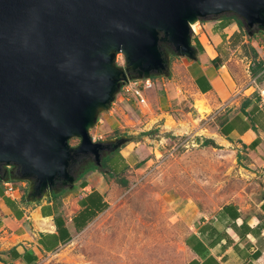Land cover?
<instances>
[{
	"label": "water",
	"instance_id": "95a60500",
	"mask_svg": "<svg viewBox=\"0 0 264 264\" xmlns=\"http://www.w3.org/2000/svg\"><path fill=\"white\" fill-rule=\"evenodd\" d=\"M228 13L264 29V0H0V168L28 180V200L74 187L80 158L100 164L120 147L91 130L127 71L166 72L162 43L196 59L192 25ZM118 52L127 71L114 67Z\"/></svg>",
	"mask_w": 264,
	"mask_h": 264
},
{
	"label": "rangeland",
	"instance_id": "374dc122",
	"mask_svg": "<svg viewBox=\"0 0 264 264\" xmlns=\"http://www.w3.org/2000/svg\"><path fill=\"white\" fill-rule=\"evenodd\" d=\"M228 14L201 19L197 23H207L213 37L217 35L214 40L217 39L219 45L209 38V50L212 54H220L228 63L231 75L244 89L264 69V29L240 27L236 22L222 29V20L230 16ZM161 46L167 54L169 66L163 74L151 76L155 86L145 91L147 104L124 91L126 83L121 82L115 93V104L109 110L98 109L97 116L103 121L97 122L91 130L92 134L102 135L104 141L120 142L119 150L127 146L122 153L128 161H124L128 167L123 173L128 185L117 183L108 197L107 208L98 214L89 228L76 233L74 239L59 251L44 254L39 264H189L194 253L186 244L187 238L198 232L200 220L216 219L224 203L236 202L245 214L257 220L264 193V149L251 152L241 148L242 153H238L232 146L204 145L206 135L211 134L209 131L198 128L196 135L194 131H188L191 130L190 122L196 123L199 117L205 120L212 112L211 107L205 96L197 98L194 94L193 74L187 64L191 58L174 53L165 43ZM116 56L114 67L127 71L124 53L118 52ZM127 74L131 80L135 75L131 70ZM258 83L261 90L264 89V74L258 78ZM252 89L248 93H253L255 88ZM255 92L254 99L264 111V92L263 95L261 91ZM168 94L173 97L168 99ZM119 97L123 101L120 102ZM166 97L167 108L176 119H183V133L171 136L172 141L160 147L157 153L167 154L174 142L186 136L190 144L160 161L156 160L155 153L144 157L138 165L135 151H132L136 138L150 132L148 135L155 140L150 144L156 146L160 143V136L165 134L160 133L161 127L155 126L162 123L157 119V112L161 111L162 98ZM246 100L242 97L236 109L227 110L239 112L240 105ZM201 103L205 112H199ZM169 123L176 126L174 121ZM79 140V137H73L70 144L74 146ZM114 157L113 161L120 163L119 156L114 154ZM85 158H81L80 166L87 162ZM1 168L7 174L11 171L10 179L16 180L14 166ZM74 172L76 175L77 170ZM215 221L218 224L217 219ZM213 252H219V247ZM225 254L228 258L225 264L243 263L232 248ZM253 264H264V252Z\"/></svg>",
	"mask_w": 264,
	"mask_h": 264
},
{
	"label": "crops",
	"instance_id": "0c3cea01",
	"mask_svg": "<svg viewBox=\"0 0 264 264\" xmlns=\"http://www.w3.org/2000/svg\"><path fill=\"white\" fill-rule=\"evenodd\" d=\"M230 25H221V28L226 29ZM207 27V23L203 25L198 23L195 25L192 44L198 50L197 59H191L187 64L188 70L193 74L194 94H196L197 98H199L198 96H205L207 104L211 107V111L217 113L210 121L213 124L212 126L210 124L206 127H201L200 122L202 119L199 117L196 123L190 122L189 126L191 130L188 131L192 133L194 131L196 135L198 128H205L206 131L211 133L210 135H206L207 139L212 140L215 145L218 144L223 147L232 146L238 153H242L241 148L244 149V144L249 145L256 139L259 140L258 145L254 149L246 148L245 150L254 152L261 150V148L264 149V131L262 128L264 126V111L254 99L255 95L248 93L250 89L240 94L241 85L231 75L226 61L223 60L219 67L216 65L214 59L221 57L218 52L216 54L210 52L209 47L211 46V41L209 38L213 39L215 45H219L218 43L220 42L217 39L214 40V38H217L215 37L217 35L213 37V34H211ZM206 39L207 42L205 41ZM251 90L253 91L252 88ZM235 96L236 98H234ZM167 97L171 99L173 96L168 94ZM167 97L166 99L162 98V103L159 107L161 111L157 112V119L159 122L162 121V123L160 122L155 127H161L160 133H165L160 136L161 138H166L168 141H171V136L183 133L181 132L183 129L181 127V121L183 119H176L167 108L169 106L167 104ZM242 97L247 98L245 103L250 101L251 104L245 109L246 115L240 117L242 114V106L245 103L240 105V110L237 113H233V110L230 111L227 109H236L239 105L238 101ZM228 101H231L229 106L220 109L222 104ZM254 106H258V109L255 112H251ZM161 107H164V110ZM248 115L250 119L255 116L256 121H254L258 128L253 127L252 119L250 120ZM222 118H229L230 122L225 128L231 126L233 129L228 135H224L222 132L223 129L225 131L221 121ZM245 120L247 124L243 123ZM171 121H174L176 126L169 123ZM168 124L171 126L170 129L167 127ZM245 127L246 129H244ZM184 131L186 132L187 130L185 129ZM196 139L198 140V136H196ZM152 142H155V140L148 134H143V137L136 138L134 148H132L137 158L135 163H138L144 157L158 152V148H160L159 144L154 146L150 144ZM125 148L127 146L122 147V149ZM122 149H120L121 153ZM122 155L124 156L123 153ZM124 158L127 161L126 156ZM5 182H0V253L13 247H16L21 253L35 251L33 253L34 255L37 254L35 255L37 256V264L44 254L59 251L74 239L76 233L86 231L98 214L107 208L110 203L108 197L112 195L111 191L115 190L117 184L113 178L107 181L104 174L100 171H91L77 180L74 187H67V190L59 193L57 197L43 196L41 199L28 200L26 193H28L29 186H23L22 179L17 184L15 183L17 191L13 195L5 192ZM227 204L236 205L245 214L236 202H226L222 206ZM222 206H220V210ZM37 215H40L41 219H37ZM241 221L242 219H239V222ZM60 224L61 228L59 231H63L61 233L58 231V225ZM60 234L62 237L58 238ZM66 236L67 238L70 237L68 241L63 239ZM42 241L48 243L56 241V246L51 250H47L41 243ZM217 247H219V252H213ZM210 250L219 260L222 259L227 251L222 252L220 244ZM39 252L41 253L40 255ZM0 256L4 257L2 254ZM21 263H23L22 259L9 260L7 262L0 261V264ZM225 263L223 262L222 264Z\"/></svg>",
	"mask_w": 264,
	"mask_h": 264
},
{
	"label": "trees",
	"instance_id": "16d2710c",
	"mask_svg": "<svg viewBox=\"0 0 264 264\" xmlns=\"http://www.w3.org/2000/svg\"><path fill=\"white\" fill-rule=\"evenodd\" d=\"M228 15L230 16H225L222 20V26L229 25L232 22H236L240 27H243L245 25L244 22L235 14L229 13ZM214 61L218 67L223 62V60L219 57L214 59ZM262 64L263 63H260V65ZM254 73L256 74L257 71H254ZM152 76L155 77L156 74H153ZM250 104L251 102L248 101L242 106V114L240 117L246 115L245 109ZM257 107L258 106H254L251 112H255V110L258 109ZM251 119L253 127L258 128L255 125V116H253ZM221 121L222 125H224V128L230 122L229 118H222ZM243 123L247 124L246 120ZM246 127L244 129H246ZM262 128L264 131V126ZM232 130L233 129L231 128V126H228L225 128V131L223 129L222 132L224 135H228V133H230ZM148 133L150 132H144L143 134ZM258 143L259 140L256 139L249 145L244 144V148L254 149L258 145ZM209 144L215 145L212 140L206 138L204 140V145ZM114 154L118 155L120 158V163L119 161L117 163L120 164L118 166L113 161V158H115ZM238 157L241 158V154H238ZM124 161L125 158L119 149L108 152L105 156L102 157L100 164H97L96 161L93 162V160H89L85 164L77 168L76 181L81 179L91 171H100L104 174L107 181L113 178L117 183L122 184L123 186H127L129 181L127 178L123 177V173L128 166L127 164H124ZM139 164L140 162H138V165ZM11 175H13V173L10 171L8 173V176ZM121 175L122 178L120 177ZM10 180L13 182H19L21 179L16 178V180ZM66 190L67 187L61 188L60 191L54 193L53 196L57 197L59 193L65 192ZM261 201V212L256 216V221L253 220L251 215L243 214L239 210V208L233 204L222 206V209L217 213L216 219L219 225L216 224V219L213 217L207 221L200 220L198 222V224H200L198 232L196 234L190 235L186 240V244L195 255V257H193L189 261V264H222L223 262H226L228 260L227 254H225L222 259L219 260L216 255L211 253L210 249L214 248L218 244L221 245L222 252H225L229 247H231L242 259V264H253L255 260L259 259V257H261L264 252V193L262 194ZM239 219H242V221L239 222ZM201 222L203 223L201 224ZM60 228L61 224L58 225V231ZM61 232L63 231H59V233ZM59 237H62L61 234L58 236V238ZM66 238L67 236L63 239L65 241H68L70 239V237L67 239ZM41 243L47 250H51L56 246V241H54L53 243L42 241ZM33 252L35 251H25L21 253L16 247H13L0 253L4 256H0V261L7 262L9 260L22 259L23 263L21 264H37V256H35L37 254L34 255ZM40 254L41 253L39 252V255Z\"/></svg>",
	"mask_w": 264,
	"mask_h": 264
},
{
	"label": "built area",
	"instance_id": "2783aa9c",
	"mask_svg": "<svg viewBox=\"0 0 264 264\" xmlns=\"http://www.w3.org/2000/svg\"><path fill=\"white\" fill-rule=\"evenodd\" d=\"M198 24V23H196ZM192 25V28L194 29L195 25ZM117 56H116V62H117ZM264 74V69L262 71H260L256 76L255 78L250 82L249 86L246 87V88H242L240 90V94L243 93V92H246L248 91L249 89L251 88H255L254 92L255 91H261L264 92V89L261 90V86L260 84L258 83V78L262 77ZM155 86V80L152 78V77H149V78H142V79H132L130 81H128L125 85V87H123V90L124 91H127L129 92V94L133 95L136 99L139 100L140 103L142 104H147V99L145 97V91L146 90H150L152 88H154ZM253 92V93H254ZM256 93V92H255ZM263 95V93H262ZM237 96V95H236ZM236 96L234 98H236ZM119 101H123V98L119 99ZM232 101V100H231ZM231 101H228V102H225L224 104H222L221 108L220 109H223L227 106H229V104L231 103ZM113 105L115 104L114 101L112 103ZM217 112H211L206 118L205 120H201V123L204 122L201 127H206L208 125V123L214 118V116L216 115ZM103 120L102 118H98V123H101ZM91 136L93 138L94 141H99V140H102L103 139V136L102 135H98V134H92L91 133ZM170 141V140H169ZM172 141V140H171ZM193 141V140H192ZM168 142V139L166 138H161L160 140V143H159V146L160 147H164V145ZM188 144H190V139L186 136L185 138L183 139H180L176 142H174L173 146L171 147V149H169L167 151V154L165 153L163 155V153H155V158L157 161H160V159H164L165 157L167 156H170L172 155L173 153H175L179 148H181L182 146H188ZM158 150H160V148H158ZM160 154V156L158 155ZM23 181V186H29V182L28 180H22ZM5 185V192L9 195H13L16 191H17V187L15 186V184L11 181V180H8L4 183ZM39 264V263H38Z\"/></svg>",
	"mask_w": 264,
	"mask_h": 264
},
{
	"label": "flooded vegetation",
	"instance_id": "af4514ba",
	"mask_svg": "<svg viewBox=\"0 0 264 264\" xmlns=\"http://www.w3.org/2000/svg\"><path fill=\"white\" fill-rule=\"evenodd\" d=\"M116 144V142H110V146H114ZM106 153H108V151H105ZM105 153V154H106ZM104 154V156H105ZM83 158V157H82ZM88 158H92L93 161H95V158L94 157H91V156H88L84 159V161H88ZM82 159L80 158L76 163H75V171L77 170V168L80 166L79 164L81 163ZM0 173L1 175L3 176H8L7 172H5V169L4 168H0Z\"/></svg>",
	"mask_w": 264,
	"mask_h": 264
},
{
	"label": "bare ground",
	"instance_id": "6f19581e",
	"mask_svg": "<svg viewBox=\"0 0 264 264\" xmlns=\"http://www.w3.org/2000/svg\"><path fill=\"white\" fill-rule=\"evenodd\" d=\"M198 108H199V112H205L206 111V109H205V107L203 106V104L201 103V104H199L198 105ZM167 127L170 129V125H167ZM35 216H36V214H35ZM37 219H41V217H40V215H37V217H36ZM43 221H44V219H43ZM37 222V221H36ZM45 222V221H44ZM47 222V221H46ZM43 228H45V227H43Z\"/></svg>",
	"mask_w": 264,
	"mask_h": 264
}]
</instances>
